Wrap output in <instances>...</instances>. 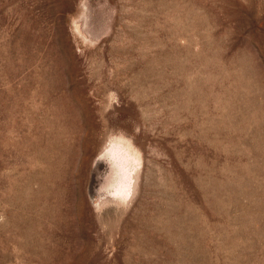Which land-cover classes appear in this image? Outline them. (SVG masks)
<instances>
[{
  "label": "rangeland",
  "instance_id": "374dc122",
  "mask_svg": "<svg viewBox=\"0 0 264 264\" xmlns=\"http://www.w3.org/2000/svg\"><path fill=\"white\" fill-rule=\"evenodd\" d=\"M0 264H264V0H0Z\"/></svg>",
  "mask_w": 264,
  "mask_h": 264
},
{
  "label": "bare ground",
  "instance_id": "6f19581e",
  "mask_svg": "<svg viewBox=\"0 0 264 264\" xmlns=\"http://www.w3.org/2000/svg\"><path fill=\"white\" fill-rule=\"evenodd\" d=\"M122 187H124V186H122ZM125 191L123 190V193H124ZM127 192V191H126ZM122 193V192H121Z\"/></svg>",
  "mask_w": 264,
  "mask_h": 264
}]
</instances>
